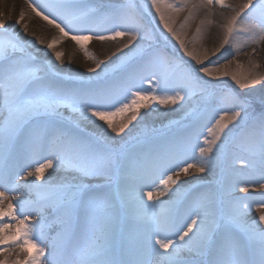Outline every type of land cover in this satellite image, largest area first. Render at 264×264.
<instances>
[{
	"label": "snow or ice",
	"instance_id": "obj_1",
	"mask_svg": "<svg viewBox=\"0 0 264 264\" xmlns=\"http://www.w3.org/2000/svg\"><path fill=\"white\" fill-rule=\"evenodd\" d=\"M24 4L16 24L27 13L55 29L58 36L46 47L56 61L64 56L56 51L57 45L71 40L95 63L89 72L110 70L112 78L105 76L99 87H67L71 75L51 60L37 59L35 46L45 41L24 40L0 19V257H4L0 264H264V76L229 71L233 61L205 64L209 55L226 46L235 47L238 54L240 33L246 34V43L264 42V0H244L238 7L225 0H147L145 9L151 5L184 56L199 69L155 46L154 33L133 4L91 6L85 0H24ZM217 7L231 12L221 26L219 44L210 53L190 50L173 28L175 16L187 11L183 29L205 12L189 41L195 45L213 23ZM23 31L27 33V24ZM125 37L117 51H129L111 63L96 60L87 49V42L93 40ZM203 77H230L239 89L252 88V92L214 85ZM145 82L147 89L142 87ZM257 84L262 86L259 91L253 88ZM152 105L178 106L187 123L164 140L149 136L141 123L149 112L141 110ZM62 109L72 114L67 120ZM84 122L100 129L98 135H84L80 128ZM138 125L149 145L146 149L129 148L132 140L139 139L134 135ZM237 126L239 131L234 132ZM114 137L123 141L118 150L109 144ZM37 151L51 155L25 172L29 165H21L20 159ZM46 169L64 175L36 183ZM215 170L219 179L198 193L194 212L174 229L172 218L179 201L170 197L165 202L160 197L170 193L179 197L172 186L190 171ZM244 170L260 178L242 180L239 174ZM17 176L26 182L17 183ZM32 176L35 181H28ZM144 181L155 187L136 188L137 182ZM257 184L259 198L235 195L237 189L247 194ZM253 205L261 214L249 221ZM131 218L146 228L143 241L120 227ZM84 231L90 239L78 247L76 238ZM42 240H47L46 247ZM13 252L15 258L9 260Z\"/></svg>",
	"mask_w": 264,
	"mask_h": 264
},
{
	"label": "bare ground",
	"instance_id": "obj_2",
	"mask_svg": "<svg viewBox=\"0 0 264 264\" xmlns=\"http://www.w3.org/2000/svg\"><path fill=\"white\" fill-rule=\"evenodd\" d=\"M124 0H120L121 4ZM131 1V2H130ZM130 3L127 4H133L137 8V12L140 15L141 20L145 24V26L150 29V27H155L157 29V34L159 36V39L162 44H165L169 47L170 51H167L166 49L160 47L161 49L166 50L169 55L171 56L172 52L176 54L178 59H182L183 61H186L188 65H190L193 68L199 69L201 67L200 65H196L194 61H192L189 57L184 56L183 52L179 49V44L177 41L172 37L171 33H169L166 29V31H162L164 28L163 25L160 23L159 17L156 15L155 10L151 9V5L148 4V9H145V5L147 4V0H139V2H134L133 0H130ZM146 1V3H144ZM85 2L88 5L91 6H104V7H118L117 5H111V3L106 2L105 0H85ZM225 2L229 5H232L233 7H238L241 3L244 2V0H225ZM26 5L24 4V0H0V19L4 21V23L11 28L15 29L19 35L24 40H34L35 37H40L45 41L44 44H36L35 46V54L37 56L38 61L40 62H46L48 60H51L52 63L56 66L57 69H59L62 73L69 74L73 77V80H78L82 71L85 69V57L83 54L77 49V46L72 42L71 40H64L62 43L58 44L56 47V51H61L64 53V56L60 61L55 60L54 53L47 49L46 44L48 41L53 39L54 37L58 36V33L55 29L49 28L44 22L40 21L38 18L34 16H30L26 13L25 19L21 24H16V20L19 17V13L21 10H25ZM224 10V9H223ZM215 15L211 17L213 23L211 26H208L203 34V36L198 39L197 43L195 45H192L189 43L193 39V37L196 35L197 26L200 25V21L204 19L205 12L201 11L195 19L189 21L188 26L181 29L180 25L184 22L185 17L188 15L187 11L182 12L175 16V20L173 23V28L180 31L181 38L185 40V43L188 44L190 50L195 47L199 51H203L204 49L209 50V53L211 50L216 47L220 40L223 37V31L221 26L225 23V18L231 15V13H225L222 11L221 8L217 7L213 9ZM28 25V31L25 33L23 31V25ZM217 29L220 33H216ZM35 34V36L33 35ZM127 38L118 39L116 41H104L100 42L97 40H93L90 42H87V49L88 51L95 57L96 60H107L109 63L112 61H115L117 56H122L124 53H127L129 50L124 49L123 53L118 52L117 49L122 46L123 43H125ZM247 36L244 33H240L237 37V41L239 43V52L237 54V51L235 47L228 48L226 46L225 49H221L220 52H218L215 56L209 55V59L205 61V64L208 66H216L219 64H225L228 63V61H233L230 65L228 70L237 72L238 74L247 73L249 71H255L257 74L264 76V42H261L259 45H253L250 43H246ZM234 42V43H236ZM135 43V42H133ZM174 46V47H173ZM255 49V51H254ZM262 50V51H261ZM259 51V52H257ZM116 53L115 56L112 54ZM260 53V54H258ZM237 64L242 65V67L237 68ZM256 64L259 65V67L253 69L252 65ZM198 75L202 76V73L197 72ZM225 81L231 88H234L235 83L231 80L230 77H223L221 80H214L213 83L217 85L218 83H221ZM148 86V85H147ZM146 86V87H147ZM145 87V86H143ZM261 85L257 84L254 85L253 88H255L257 91L261 89ZM250 93L252 92V88L246 89ZM232 127V125H230ZM238 128V126H237ZM236 129V128H235ZM234 129V130H235ZM231 149V146L229 147ZM51 155L50 151H37L33 152L31 155H29L27 158H21L19 163L21 165L28 164L29 167L24 168V171H32L34 170L35 166H38L39 164L45 162L46 158ZM30 158H36L35 165L34 163L31 164V161H29ZM34 166V167H33ZM236 168H240V163L237 161ZM216 171V170H215ZM214 171V172H215ZM211 172V173H214ZM253 178L248 177L247 175L239 174L240 179H248V180H258L259 174L253 173ZM56 176V170L55 169H46L43 174L41 181H36V183H43L44 180H52L54 181ZM217 179H219V174L216 175ZM28 181H35V176L28 177ZM215 180V181H216ZM215 181L213 183H215ZM16 182L19 184H24L26 181L22 180L20 176L16 177ZM136 188L143 187L145 191L150 190L149 184H140L139 182L136 183ZM195 189V191L193 190ZM207 189V186L205 184H196L192 190H190L187 194L181 193L179 197L172 196V194H168L165 196L160 197L161 200H164L165 202L169 201L170 197L173 200H178L179 203L177 204V209L173 214L172 218V224L173 228L179 227L184 220L187 219L188 215L190 213H193L195 210V199L199 192H203ZM21 192L27 193L28 189H21ZM7 194V193H6ZM260 194V188L259 185H255L253 187L249 188V193H241L238 191L235 192L236 196H245V195H251L253 197L259 198ZM35 199V197H32ZM146 202H149L147 199H145ZM7 204V201L5 202V205ZM29 211H32V208L29 207ZM264 211V210H262ZM261 212H258L255 210V205H253V209L248 214L249 221L253 219H258ZM30 220L34 221L35 216H30ZM125 221L132 222L144 229V236L146 238L147 231L146 228L135 218L131 219H125ZM128 223V222H127ZM55 235V232L52 233ZM42 246H47V240L41 241ZM81 247V246H79ZM18 251V250H17ZM4 257H0L2 259ZM9 260H12L15 258V252L12 253L11 256L7 257Z\"/></svg>",
	"mask_w": 264,
	"mask_h": 264
},
{
	"label": "rangeland",
	"instance_id": "obj_3",
	"mask_svg": "<svg viewBox=\"0 0 264 264\" xmlns=\"http://www.w3.org/2000/svg\"><path fill=\"white\" fill-rule=\"evenodd\" d=\"M108 3H111V5H119L120 0H105ZM130 0H124L123 3H130ZM134 2H139V0H133ZM144 3H146V1H144ZM146 5V4H144ZM148 9V7H147ZM146 9V10H147ZM223 12L225 13H231L229 10L226 9H222ZM151 32L154 33V45L155 46H160L164 49H166L167 51L169 50V47L165 44H162L159 36L157 34V29L155 27H150L149 29ZM162 31H166L164 28L162 29ZM216 33H220L219 30L217 29ZM262 51V50H261ZM259 52V51H257ZM260 54V53H258ZM171 56L173 58L178 59V57L176 56V54L174 52H172ZM85 69L82 71L80 77L78 80H72L70 82L67 83V87H73V86H91V87H99L103 82H104V77L106 76L107 79H111L112 78V73L109 70L108 73H104L103 71H101V69H97V72L100 73L101 79L97 80V72H89L88 70L90 68H94L95 67V63L93 62V60L91 59H85ZM203 79L208 80L211 84H214V80L209 78V77H203ZM226 84L225 81L218 83L217 85L220 84ZM145 86V87H143ZM147 82H145L142 87L147 89ZM229 86V85H228ZM232 86V85H230ZM233 87V86H232ZM237 92H241V93H250L248 90L246 89H239L238 86H234V88ZM175 107L177 108V111H172V108ZM152 109H155L154 111ZM63 113L64 118L67 120L68 118L71 117V112L67 109H62L61 110ZM142 112L144 111H148L149 115L146 117V119L144 121H142V125H146L147 128V132L149 134V136L154 137L158 140H164L170 136H172L178 129L183 128L185 126V124L187 123V121L184 119V115L183 113L179 110L178 106H166V107H161V106H156V105H152L150 109L141 110ZM102 122L100 121H96V124H101ZM106 127V126H105ZM80 128L82 130V133L86 136H92L95 137L98 135L100 129H98L93 123L91 122H84L81 123ZM141 126L138 125L137 129L134 130V135L138 136L139 139L138 140H132L129 144V148H133L136 150H140L142 148L146 149L147 147H149V145L145 142L144 139V134L140 131ZM239 131V126L238 128H236L234 130V132ZM108 136H113L112 133L108 132ZM125 140H129V137H125ZM109 144L112 148L114 149H119L122 144L123 141H121L120 137H114V141H109ZM231 145H229L230 147ZM34 160V159H33ZM52 170V169H51ZM219 174V170H216L214 173H197L194 171H190V174L187 176H181L180 177V182L178 185H173V188L178 189V191L181 193H185L187 194L190 190H192V188L196 185V184H205L206 186H208L210 183H213L217 177L216 175ZM242 175H247L248 177L253 178V175L251 173L250 170H244L242 173ZM64 175V173L62 172H58L56 171V176H55V180L59 179L60 177H62ZM185 181H191L192 184L191 185H186ZM140 183V182H139ZM144 184H149L150 186H155V185H151L150 181H144ZM140 183V184H143ZM145 203H149L146 202ZM128 222V223H127ZM123 221V223L120 225V227L122 229H125L128 233H130L131 235H133L134 237H136L138 240L143 241L145 239V232L144 229L132 222L129 221ZM123 235V234H122ZM79 242H88L90 239V233L87 231L81 232L79 235Z\"/></svg>",
	"mask_w": 264,
	"mask_h": 264
}]
</instances>
